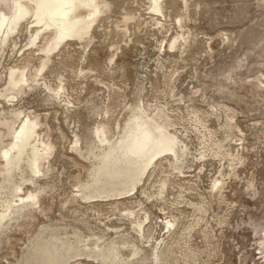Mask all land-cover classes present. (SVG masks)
I'll use <instances>...</instances> for the list:
<instances>
[{
  "label": "rangeland",
  "instance_id": "obj_1",
  "mask_svg": "<svg viewBox=\"0 0 264 264\" xmlns=\"http://www.w3.org/2000/svg\"><path fill=\"white\" fill-rule=\"evenodd\" d=\"M153 1L98 0L51 52L29 17L0 35V264H264V0ZM26 120L44 158L7 172ZM144 121L175 151L134 190L98 181Z\"/></svg>",
  "mask_w": 264,
  "mask_h": 264
},
{
  "label": "bare ground",
  "instance_id": "obj_2",
  "mask_svg": "<svg viewBox=\"0 0 264 264\" xmlns=\"http://www.w3.org/2000/svg\"><path fill=\"white\" fill-rule=\"evenodd\" d=\"M153 3V10L161 12L159 0H154ZM0 4L3 6L2 9L0 8V35L3 34L1 38L2 42L6 39L5 35L16 30L20 22L29 17L33 25H31V27L37 28L35 30L34 40L38 38L41 30L51 33L49 36V43L44 49L46 52H51L66 39H81L84 35L88 34L95 22L99 10L98 0H0ZM11 76V85L13 87L23 85L27 82L23 71L20 72L19 75H16V71H14ZM36 126V122L26 120L20 130L13 133L15 139L14 143L9 149L3 152L7 160L5 169L7 172L14 169L13 165H16L21 160L29 146L31 147L28 157L30 168L35 173L39 170V162L44 158V154H41V151L43 149L46 150V148H42V146L38 144V140H36ZM128 129H130V127ZM105 134L106 132L104 129H98L96 131V135L102 142L105 141ZM31 140L33 141L31 142ZM175 147L176 139L171 137L163 126L156 125L149 121L140 122L137 128L131 131L127 139L121 140L118 148L119 151L117 150V145H114L103 155L101 167L97 170L99 176L97 180L112 183V180L117 179L120 180L121 183H132V190H134L141 182L142 177L153 160L155 158L158 159V156L164 153V155L173 153ZM115 159L118 163L114 162ZM28 198L32 197L28 196ZM7 207L8 206H6V208ZM7 209H9V207ZM5 213L6 212L0 215V222L6 217ZM134 223L137 229L139 228L140 230L142 228L143 222L135 221ZM78 242L77 245L80 244H78ZM73 245L75 244H71L70 246L71 250L69 246H67V250H69L66 251L67 254L72 251ZM110 248L112 249V247ZM156 250H154V252ZM44 251H46V253L47 251L49 252L47 248H44ZM69 258L68 259L71 261V257ZM155 258L154 256V259ZM157 259H155V262ZM62 262L60 261V264L66 263ZM101 262L105 264L106 259L103 257ZM49 264H53L50 259Z\"/></svg>",
  "mask_w": 264,
  "mask_h": 264
}]
</instances>
